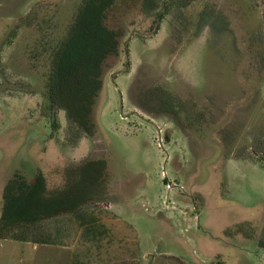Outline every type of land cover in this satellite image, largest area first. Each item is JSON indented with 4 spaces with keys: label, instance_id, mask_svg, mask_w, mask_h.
Masks as SVG:
<instances>
[{
    "label": "rangeland",
    "instance_id": "obj_1",
    "mask_svg": "<svg viewBox=\"0 0 264 264\" xmlns=\"http://www.w3.org/2000/svg\"><path fill=\"white\" fill-rule=\"evenodd\" d=\"M82 2L0 0V221L13 179L83 201L0 264H264L263 2L117 0L81 126L46 78Z\"/></svg>",
    "mask_w": 264,
    "mask_h": 264
},
{
    "label": "trees",
    "instance_id": "obj_2",
    "mask_svg": "<svg viewBox=\"0 0 264 264\" xmlns=\"http://www.w3.org/2000/svg\"><path fill=\"white\" fill-rule=\"evenodd\" d=\"M116 1L83 0L67 34L52 52L51 71L46 78L48 100L81 126L101 87L103 62L117 49L119 35L105 25L106 13ZM143 3L147 7L152 5L151 0ZM44 192L41 175L33 183L21 179L9 182L1 212L0 239L50 244L51 238L41 229L42 221L75 212L83 203L51 201L43 197ZM78 219L84 225L93 222L83 216Z\"/></svg>",
    "mask_w": 264,
    "mask_h": 264
}]
</instances>
